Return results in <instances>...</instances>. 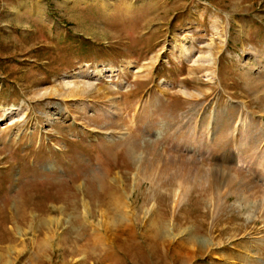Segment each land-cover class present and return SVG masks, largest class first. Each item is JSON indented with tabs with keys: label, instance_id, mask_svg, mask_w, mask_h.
Masks as SVG:
<instances>
[{
	"label": "rangeland",
	"instance_id": "rangeland-1",
	"mask_svg": "<svg viewBox=\"0 0 264 264\" xmlns=\"http://www.w3.org/2000/svg\"><path fill=\"white\" fill-rule=\"evenodd\" d=\"M0 264H264V0H0Z\"/></svg>",
	"mask_w": 264,
	"mask_h": 264
},
{
	"label": "bare ground",
	"instance_id": "bare-ground-1",
	"mask_svg": "<svg viewBox=\"0 0 264 264\" xmlns=\"http://www.w3.org/2000/svg\"><path fill=\"white\" fill-rule=\"evenodd\" d=\"M128 8L129 9H132V6L131 5H128ZM75 89L74 90H76L77 89V91H81V87L78 85V84H74V86H73ZM88 88H90L91 87V85H88L87 86ZM85 89V88H84ZM70 90V89H69ZM73 90V89H72ZM74 94V93H73Z\"/></svg>",
	"mask_w": 264,
	"mask_h": 264
}]
</instances>
